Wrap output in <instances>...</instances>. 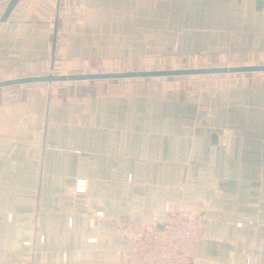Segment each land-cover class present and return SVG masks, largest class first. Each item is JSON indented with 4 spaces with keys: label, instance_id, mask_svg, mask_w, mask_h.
Listing matches in <instances>:
<instances>
[{
    "label": "crops",
    "instance_id": "0c3cea01",
    "mask_svg": "<svg viewBox=\"0 0 264 264\" xmlns=\"http://www.w3.org/2000/svg\"><path fill=\"white\" fill-rule=\"evenodd\" d=\"M7 2L0 79L264 64V0H18L1 21ZM77 178L86 190L69 193ZM166 201L209 217L194 264L264 262V72L113 81L67 98L46 83L0 89V264H115L128 223L138 230Z\"/></svg>",
    "mask_w": 264,
    "mask_h": 264
},
{
    "label": "built area",
    "instance_id": "2783aa9c",
    "mask_svg": "<svg viewBox=\"0 0 264 264\" xmlns=\"http://www.w3.org/2000/svg\"><path fill=\"white\" fill-rule=\"evenodd\" d=\"M229 132H223V138H229ZM85 178H77L69 193L86 190ZM95 215H102L101 211ZM94 216L89 224L94 225ZM208 237V220L203 211H198L184 203H162L156 210L150 223L136 230L129 238L126 249L119 252L115 264H194L195 244ZM40 240H43L40 238ZM58 259V257H57ZM61 259L66 260V255ZM216 264H264L254 255H247L243 262H236L232 257H224Z\"/></svg>",
    "mask_w": 264,
    "mask_h": 264
},
{
    "label": "water",
    "instance_id": "95a60500",
    "mask_svg": "<svg viewBox=\"0 0 264 264\" xmlns=\"http://www.w3.org/2000/svg\"><path fill=\"white\" fill-rule=\"evenodd\" d=\"M18 0H8L1 17V21H6ZM264 72V64L258 65H235V66H211L177 69H156V70H129L114 72H83L71 74H40L22 76L0 80V88L12 87L24 84L46 83L64 81H86V80H115L124 78H152V77H175L192 75H217L235 73ZM212 141H216V135H212Z\"/></svg>",
    "mask_w": 264,
    "mask_h": 264
},
{
    "label": "rangeland",
    "instance_id": "374dc122",
    "mask_svg": "<svg viewBox=\"0 0 264 264\" xmlns=\"http://www.w3.org/2000/svg\"><path fill=\"white\" fill-rule=\"evenodd\" d=\"M263 64V63H260ZM235 65H258L257 63H252L248 60H245L241 63H233V61H226L222 60V61H218L214 58H208L205 57V59L203 58H197V60H189L186 61L185 63H173V64H165V63H160L158 66L154 67L151 66V68H147V69H143V67H133L131 65H126L124 67L122 66H117L115 68H112L111 71H100V70H96L93 68H85L84 70H80L78 71V73H85V72H114V71H129V70H156V69H177V68H194V67H211V66H235ZM59 72V73H58ZM61 71L56 70V72H51L54 74H71L69 73H60ZM253 73H259V72H250V73H235L236 75H252ZM47 74V73H44ZM35 75H40V74H35ZM25 76H30V75H25ZM203 75H192V76H175L177 77H201ZM207 76V75H205ZM22 77V76H20ZM16 78V77H15ZM154 78V77H152ZM9 79V78H8ZM145 79H150V78H124V79H115V80H86V81H64V82H54L51 85L53 87H55L58 91V97L61 98H67V97H73V96H81L84 95L86 93L90 94L92 92H94V90H96L100 84H107V83H112L113 81L115 82H133V81H141V80H145ZM3 80V79H0ZM19 86V85H18ZM16 87V86H13ZM2 89V88H0ZM198 211H203L206 214V218L207 220H209V217L207 216V213L205 211V209H198L195 208ZM154 218V214L151 218L146 219L145 221H141L140 223H138V229H140L141 227H143L145 224L150 223L152 221V219ZM209 223V222H208ZM135 223L129 222L128 223V231H129V238L132 236V234L137 230L135 229L136 224ZM248 229L250 232H254L256 231V233L261 234V232H259V230H261V226L256 225L255 223H252L250 221V223H248L247 225ZM262 260V259H261Z\"/></svg>",
    "mask_w": 264,
    "mask_h": 264
}]
</instances>
